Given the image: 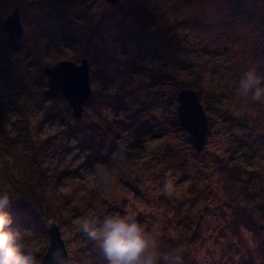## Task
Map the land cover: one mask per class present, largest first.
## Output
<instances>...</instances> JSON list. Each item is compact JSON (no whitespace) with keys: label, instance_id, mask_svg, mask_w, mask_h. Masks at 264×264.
Masks as SVG:
<instances>
[{"label":"rangeland","instance_id":"obj_1","mask_svg":"<svg viewBox=\"0 0 264 264\" xmlns=\"http://www.w3.org/2000/svg\"><path fill=\"white\" fill-rule=\"evenodd\" d=\"M83 60L77 118L45 68ZM249 69L264 77V0H0V193L40 264L52 221L70 264H107L79 231L107 215L158 232L159 264H264V102L238 90ZM187 88L208 117L202 150L178 119Z\"/></svg>","mask_w":264,"mask_h":264},{"label":"clouds","instance_id":"obj_2","mask_svg":"<svg viewBox=\"0 0 264 264\" xmlns=\"http://www.w3.org/2000/svg\"><path fill=\"white\" fill-rule=\"evenodd\" d=\"M239 94L251 102H264V77L255 69L243 73L238 82ZM98 181L107 188L112 181L111 172L103 165L95 173ZM164 194L173 195V186L164 185ZM11 203L7 193H0V264H40L34 251L27 248L24 232L21 227L13 226V218L7 211ZM79 231L102 251L107 264H159V233L148 230L134 218L120 215H107L103 219L95 216L84 217L79 221ZM59 254L56 264H70V261ZM164 256L165 262L169 261ZM172 264H183L179 255L172 258Z\"/></svg>","mask_w":264,"mask_h":264},{"label":"water","instance_id":"obj_3","mask_svg":"<svg viewBox=\"0 0 264 264\" xmlns=\"http://www.w3.org/2000/svg\"><path fill=\"white\" fill-rule=\"evenodd\" d=\"M107 1L114 4L119 0ZM3 26L11 41H16L23 32L17 11L4 21ZM45 72L49 81L48 96L56 98L62 95L73 108L75 116L81 117L83 107L92 95L89 62L83 60L81 65H77L71 61H62L51 68L46 67ZM178 101V119L182 127L190 134L194 146L202 150L208 131V117L204 106L197 93L189 88L178 93ZM55 227L58 228L57 225ZM58 249L68 259L64 241L59 234L52 237L49 250L43 257V264H56L59 254L56 256L54 254Z\"/></svg>","mask_w":264,"mask_h":264},{"label":"trees","instance_id":"obj_4","mask_svg":"<svg viewBox=\"0 0 264 264\" xmlns=\"http://www.w3.org/2000/svg\"><path fill=\"white\" fill-rule=\"evenodd\" d=\"M1 190L0 191H3V192H5V188H3V185H1ZM9 188V187H8ZM8 194V193H7ZM29 203H30V201H29ZM24 205H26V204H24ZM47 224H50L52 227L50 228V230H49V236H50V239H52V237L53 236H55V235H57V234H59L60 235V237L62 238V233H61V231H60V229H58V228H54V224H55V222H46ZM62 240L64 241V239L62 238ZM64 244H65V242H64ZM45 257V256H44ZM43 260H44V258H43Z\"/></svg>","mask_w":264,"mask_h":264}]
</instances>
